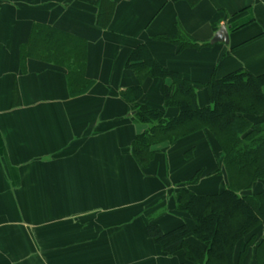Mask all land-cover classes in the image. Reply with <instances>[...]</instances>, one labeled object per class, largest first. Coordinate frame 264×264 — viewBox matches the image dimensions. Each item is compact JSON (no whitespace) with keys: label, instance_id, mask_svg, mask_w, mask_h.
<instances>
[{"label":"crops","instance_id":"crops-1","mask_svg":"<svg viewBox=\"0 0 264 264\" xmlns=\"http://www.w3.org/2000/svg\"><path fill=\"white\" fill-rule=\"evenodd\" d=\"M97 1L0 0V264H180L181 254L166 255L148 236L149 220L166 231L190 222L172 196L198 170L207 174L193 187L199 194L227 184L214 173L222 151L209 132L155 146L141 168L132 142L148 127L120 94L138 83L126 64L141 44L202 84L241 68L264 73L263 0H108L107 27L98 25ZM34 23L87 40L95 81L87 94L71 97L60 67L22 62ZM223 26L229 42L212 44ZM179 32L210 46L157 39ZM170 82L145 80L143 100L160 105Z\"/></svg>","mask_w":264,"mask_h":264},{"label":"trees","instance_id":"trees-1","mask_svg":"<svg viewBox=\"0 0 264 264\" xmlns=\"http://www.w3.org/2000/svg\"><path fill=\"white\" fill-rule=\"evenodd\" d=\"M195 4L199 0H189ZM264 2V0H263ZM98 25L107 27L114 8L98 0ZM157 39L181 49L201 50L199 43L182 32ZM35 59L65 71L71 97L87 94L95 81L87 76L89 44L79 35L52 25L34 23L29 40L21 46L22 62ZM127 69L138 83L123 90L121 98L130 105L137 124L149 127L132 142V152L141 168L155 158V146L173 145L200 132H209L222 151L215 175L227 184L219 192L199 194L204 170H198L173 193L175 212L189 217L168 231L150 219L148 236L168 256L181 254L180 264H264V73L241 68L205 83L186 78L160 63L145 44L130 54ZM147 79L170 80L164 84L162 103L143 100ZM204 92L205 101H201ZM177 114L169 116L168 110Z\"/></svg>","mask_w":264,"mask_h":264},{"label":"water","instance_id":"water-1","mask_svg":"<svg viewBox=\"0 0 264 264\" xmlns=\"http://www.w3.org/2000/svg\"><path fill=\"white\" fill-rule=\"evenodd\" d=\"M219 42H224V43L229 42V34L225 26L220 28L219 32L216 34V36L211 41L212 44L219 43Z\"/></svg>","mask_w":264,"mask_h":264},{"label":"rangeland","instance_id":"rangeland-1","mask_svg":"<svg viewBox=\"0 0 264 264\" xmlns=\"http://www.w3.org/2000/svg\"><path fill=\"white\" fill-rule=\"evenodd\" d=\"M142 125H145L146 127H149V125H148V124H142Z\"/></svg>","mask_w":264,"mask_h":264}]
</instances>
